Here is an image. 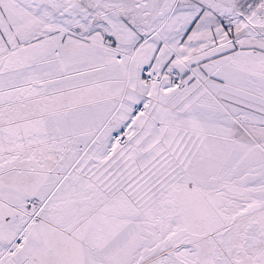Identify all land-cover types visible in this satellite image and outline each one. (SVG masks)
I'll use <instances>...</instances> for the list:
<instances>
[{"label": "snow or ice", "instance_id": "snow-or-ice-1", "mask_svg": "<svg viewBox=\"0 0 264 264\" xmlns=\"http://www.w3.org/2000/svg\"><path fill=\"white\" fill-rule=\"evenodd\" d=\"M0 264H264V0H0Z\"/></svg>", "mask_w": 264, "mask_h": 264}]
</instances>
